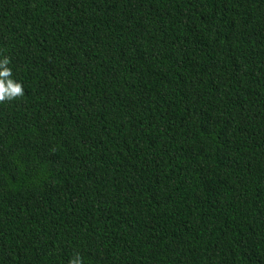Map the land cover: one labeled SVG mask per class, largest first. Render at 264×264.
<instances>
[{
	"label": "trees",
	"instance_id": "obj_1",
	"mask_svg": "<svg viewBox=\"0 0 264 264\" xmlns=\"http://www.w3.org/2000/svg\"><path fill=\"white\" fill-rule=\"evenodd\" d=\"M0 264H264V0H0Z\"/></svg>",
	"mask_w": 264,
	"mask_h": 264
},
{
	"label": "clouds",
	"instance_id": "obj_2",
	"mask_svg": "<svg viewBox=\"0 0 264 264\" xmlns=\"http://www.w3.org/2000/svg\"><path fill=\"white\" fill-rule=\"evenodd\" d=\"M9 58L4 57L0 60V104L12 102L17 98L24 96V88L22 83L12 79V71L8 67ZM69 264H83L82 257L77 253Z\"/></svg>",
	"mask_w": 264,
	"mask_h": 264
}]
</instances>
